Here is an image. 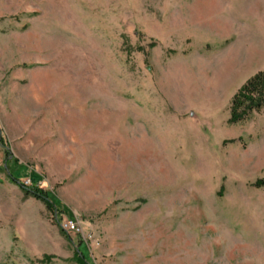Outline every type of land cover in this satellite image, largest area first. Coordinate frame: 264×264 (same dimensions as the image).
Segmentation results:
<instances>
[{
	"label": "rangeland",
	"instance_id": "obj_1",
	"mask_svg": "<svg viewBox=\"0 0 264 264\" xmlns=\"http://www.w3.org/2000/svg\"><path fill=\"white\" fill-rule=\"evenodd\" d=\"M260 70L264 0H0V264H264Z\"/></svg>",
	"mask_w": 264,
	"mask_h": 264
},
{
	"label": "trees",
	"instance_id": "obj_2",
	"mask_svg": "<svg viewBox=\"0 0 264 264\" xmlns=\"http://www.w3.org/2000/svg\"><path fill=\"white\" fill-rule=\"evenodd\" d=\"M262 111H264V70L258 71L249 78L234 95L230 106L229 121L231 123L242 122L250 119L255 113ZM7 152L8 154L10 153L9 150ZM7 163H9L8 157ZM12 171L9 169V175L13 181H16L27 193H31L36 198L42 200L48 208L53 209V203L47 192L39 193L27 187L18 181V178L13 175ZM256 184L264 185V180L257 181ZM81 263H85V260L83 259Z\"/></svg>",
	"mask_w": 264,
	"mask_h": 264
},
{
	"label": "built area",
	"instance_id": "obj_3",
	"mask_svg": "<svg viewBox=\"0 0 264 264\" xmlns=\"http://www.w3.org/2000/svg\"><path fill=\"white\" fill-rule=\"evenodd\" d=\"M63 226L67 231L80 232L81 230L79 223L72 219L64 220Z\"/></svg>",
	"mask_w": 264,
	"mask_h": 264
}]
</instances>
